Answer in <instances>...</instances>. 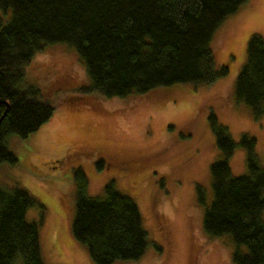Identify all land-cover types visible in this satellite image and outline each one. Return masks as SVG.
<instances>
[{
	"label": "rangeland",
	"instance_id": "obj_1",
	"mask_svg": "<svg viewBox=\"0 0 264 264\" xmlns=\"http://www.w3.org/2000/svg\"><path fill=\"white\" fill-rule=\"evenodd\" d=\"M9 17L0 11L2 23ZM252 34L264 42V0H247L215 31L209 47L215 67L227 66L225 77L120 98L91 89L83 61L68 45H39L23 68L22 85L54 110L27 137L5 136L16 162L0 163V188L18 184L40 206L28 209L25 219L37 225L43 264H93L69 232L78 169L87 195L104 197L112 182L138 208L148 245L138 260L114 264H233L236 245L229 236L210 237L202 228L204 205L212 199L209 166L221 157L208 117L214 115L235 143L232 176L247 172L242 135L255 140L254 155L264 167V116L255 120L234 93ZM122 164L131 169L120 171ZM260 217L264 223V210Z\"/></svg>",
	"mask_w": 264,
	"mask_h": 264
},
{
	"label": "trees",
	"instance_id": "obj_2",
	"mask_svg": "<svg viewBox=\"0 0 264 264\" xmlns=\"http://www.w3.org/2000/svg\"><path fill=\"white\" fill-rule=\"evenodd\" d=\"M247 0H0V163L16 159L7 135L25 138L52 115L54 106L23 86V68L40 44L63 43L83 61L91 89L104 97L143 95L173 85L208 86L225 77L215 67L211 39L221 23ZM234 93L255 120L264 116V42L252 34ZM220 159L209 166L212 199L204 205L202 228L210 237L227 235L236 245L233 264H264V167L254 155L255 140L242 135L247 172L232 176L235 148L227 129L210 114ZM72 238L84 245L93 264L138 260L148 241L136 204L104 186V197L87 195L81 170L73 172ZM198 203L202 191L196 187ZM40 207L22 186L0 188V264H43L38 228L25 219ZM244 246L245 250L239 247Z\"/></svg>",
	"mask_w": 264,
	"mask_h": 264
},
{
	"label": "flooded vegetation",
	"instance_id": "obj_3",
	"mask_svg": "<svg viewBox=\"0 0 264 264\" xmlns=\"http://www.w3.org/2000/svg\"><path fill=\"white\" fill-rule=\"evenodd\" d=\"M123 166H120V167H118V169L120 170V171H122V170H130L131 169V167H129V166H127V165H124V164H122ZM127 172V171H126Z\"/></svg>",
	"mask_w": 264,
	"mask_h": 264
}]
</instances>
